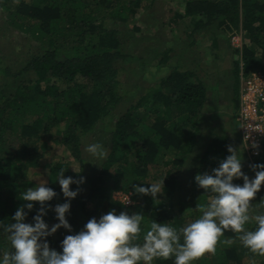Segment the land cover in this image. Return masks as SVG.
<instances>
[{"label": "trees", "instance_id": "1", "mask_svg": "<svg viewBox=\"0 0 264 264\" xmlns=\"http://www.w3.org/2000/svg\"><path fill=\"white\" fill-rule=\"evenodd\" d=\"M144 1L0 0V9L5 12L9 24L39 42L41 50L14 75L7 68H0V73L6 77L25 76L16 84L13 94L4 95L0 90V143L20 141V151L13 154L7 146H0V221L10 220L16 208L25 203L18 198L19 193L34 186L27 173L41 157L38 147L43 150L45 145L38 137L40 132L49 136L63 125L62 132L56 131L55 141L69 150L70 156L80 163L81 170L71 172L61 162L49 169L48 186L56 192L47 202L48 211L43 217L49 226L57 222L51 207L62 195L55 182L59 170L65 169L64 175L77 181L83 177L84 182L70 185V189H78L65 216L72 232L60 228L56 231L57 238H45L49 247L57 251H60L59 244L64 236L80 231L95 216L93 214L99 218L111 211L109 207L117 214L122 211L129 215L140 213L148 221L152 219L179 227L185 219L198 216L196 204L204 202L203 190L195 181H189L185 185L187 192H181L182 185L174 173L197 144L202 111L214 107L207 86L194 69L182 71L174 67L161 77L157 87L168 90L166 94L157 95L162 107L156 104L157 107H147L150 98L145 95L121 114L111 131L110 151L98 172L84 171L81 137L122 103L127 92H122L119 79L123 69L119 65L139 59L136 55L124 54L122 47L126 41L135 39L140 29L132 26L122 31L115 22H127ZM181 17L192 23L190 37L206 30L221 31L229 38L243 35L238 58L229 72L234 94L239 92L241 76L246 77L254 71L264 74V0H184ZM109 21L110 27L107 26ZM164 62L165 58L162 64ZM144 112L147 116L140 115ZM228 146L224 137L213 136L202 155L206 167H217L228 155ZM233 148L241 151L245 174L254 171L251 165L264 164V151L249 161L240 141ZM159 167L167 168L160 175V178L165 177L162 193L167 200L157 196L158 201H153L148 195L136 193L132 186L143 184L147 187L144 179L148 171ZM196 174L193 171V176ZM233 183L242 184V180ZM109 190L128 195L132 205L112 200L107 193ZM262 197L264 183L255 195L256 202ZM93 199L97 205L92 208L88 205ZM102 200L106 203L100 209ZM38 207L34 202L25 222H31ZM185 210L190 217L183 214ZM230 237L233 233L226 231L221 239ZM219 244L222 248L217 245L210 259H197L196 264H242L243 257L250 258L251 254L238 242ZM2 245L3 237L0 236ZM154 264H173V261L158 259Z\"/></svg>", "mask_w": 264, "mask_h": 264}, {"label": "clouds", "instance_id": "2", "mask_svg": "<svg viewBox=\"0 0 264 264\" xmlns=\"http://www.w3.org/2000/svg\"><path fill=\"white\" fill-rule=\"evenodd\" d=\"M84 152L97 164L107 155L100 142L86 144ZM227 152L210 173L194 176L205 197L204 202L196 204L199 215L195 218H187L176 227L171 223L148 221L140 213L117 214L112 210L98 219L90 218L75 234L64 236L57 251L49 247L45 238L60 228L72 232L65 216L78 189L72 190L70 185L84 182L83 177L77 181L65 176V169L61 168L55 182L65 201L51 208L57 222L49 226L43 219L48 211L47 202L56 196L45 181L20 192L18 198L25 203L16 208L7 223L0 221L3 237L0 264H154L158 259H172L173 264H194L205 252L214 253L218 242L228 245L238 242L251 254L248 264H256L255 257H264V197L258 204L250 201L264 183V164L251 165L254 176L249 179L242 172L240 149L228 146ZM164 178L144 183L147 187L143 184L132 187L136 193L158 201L156 197L162 194ZM237 179L242 184L233 183ZM34 202L39 207L27 223L25 220ZM183 214L190 217L186 210ZM226 231L232 232L233 237L221 239Z\"/></svg>", "mask_w": 264, "mask_h": 264}, {"label": "rangeland", "instance_id": "3", "mask_svg": "<svg viewBox=\"0 0 264 264\" xmlns=\"http://www.w3.org/2000/svg\"><path fill=\"white\" fill-rule=\"evenodd\" d=\"M183 1L146 0L140 8L136 9L134 14L130 15L127 22H115L117 28L122 31L132 26L140 29L136 38L132 41H126L122 47L124 54L136 55L140 60H132L119 65L123 69L119 79L122 92H127V94L124 95L122 103L116 109L110 111L106 118L99 121L92 131L81 137L85 172L97 173L103 163L92 162L84 152L85 145L100 142L108 154L111 148L109 141L114 123L121 114L127 111L142 96L147 95L150 98V103L146 104L147 107L150 105L162 107V102L157 100V95L166 94L168 90L165 88L159 89L157 84L161 77L169 74L174 67H178L177 69H182V71L186 69L196 70L202 82L207 86L208 97L211 98L214 106L213 108L206 107L202 111L197 144L193 151L188 154L181 167L174 172L177 175L178 182L182 185L179 190L184 193L187 192L185 185L191 180L194 181L193 171H196L197 174L211 171L212 168H207L206 163L202 160V155L208 141L213 136L224 137L232 147L239 143V134L234 121L238 110V92L234 94L232 89L233 80L229 72L232 70V63L238 58L244 37L243 35H237L229 38L227 34L225 35L221 31L213 32L209 30L190 37L189 30L192 23L190 20L181 17L183 14ZM110 25L109 21L107 26L110 27ZM40 52V43L35 41L29 34H25L10 25L6 20L5 12L0 9V68H7L14 75L22 69L32 56ZM164 58L165 62L162 64ZM24 78V75H20L14 79L0 73V90L3 91L4 95L9 96L14 93L16 84ZM155 88L159 90H155ZM153 103L154 105H152ZM147 114V112H144L140 115L147 116ZM63 130L64 126L60 125L49 136L40 132L38 137L42 138L45 145L43 150L41 146L38 147V154L41 157L37 164L33 166L34 168H28L29 173H27L28 178L34 185L45 181L46 186L49 187V169L57 162L65 163L71 172L81 170L80 163L70 156L69 150L55 141L57 139L56 131L62 132ZM2 144L0 143V146ZM19 144L20 141L14 139L9 140L3 146H7L9 153L13 154L20 151ZM150 169L144 183L153 181L154 177V179L160 178V175L167 168ZM252 172H246L249 179L254 176V171ZM107 193L112 200L120 201L125 206L132 205L128 195L111 190ZM157 196L160 199L167 200L163 193ZM183 196L185 195L183 194ZM176 199L175 201H177ZM60 200L65 201V198L60 195L52 207L58 204ZM105 203L102 200L99 208L103 209ZM250 204H258L255 197L250 201ZM96 205L97 201L93 199L88 206L93 208ZM109 209L112 211V207H109ZM93 215L98 219L96 214ZM51 236L57 238L56 232ZM217 245L222 248L219 243ZM211 255V252H205L197 259H210ZM249 259L243 257L242 264H248ZM254 259L256 264H264V257H255ZM196 260L194 264H196Z\"/></svg>", "mask_w": 264, "mask_h": 264}, {"label": "built area", "instance_id": "4", "mask_svg": "<svg viewBox=\"0 0 264 264\" xmlns=\"http://www.w3.org/2000/svg\"><path fill=\"white\" fill-rule=\"evenodd\" d=\"M242 148L252 160L264 151V74L240 77L238 110L234 117ZM255 145V147H253Z\"/></svg>", "mask_w": 264, "mask_h": 264}]
</instances>
